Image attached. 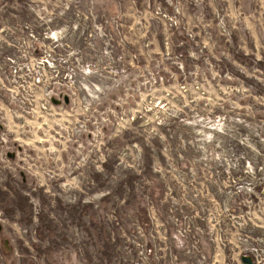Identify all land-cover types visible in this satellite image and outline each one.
I'll return each instance as SVG.
<instances>
[{"label":"rangeland","instance_id":"rangeland-1","mask_svg":"<svg viewBox=\"0 0 264 264\" xmlns=\"http://www.w3.org/2000/svg\"><path fill=\"white\" fill-rule=\"evenodd\" d=\"M18 47L0 264H264V0H0Z\"/></svg>","mask_w":264,"mask_h":264},{"label":"built area","instance_id":"built-area-1","mask_svg":"<svg viewBox=\"0 0 264 264\" xmlns=\"http://www.w3.org/2000/svg\"><path fill=\"white\" fill-rule=\"evenodd\" d=\"M30 36L37 38L33 32ZM28 39L30 40L29 37H28ZM20 41H22V43L19 46L26 45V43H25L26 40L24 37L20 38ZM44 51L46 52V48L44 49ZM27 54L29 55L28 50H25V48L18 47L17 51L16 50L14 51V54L7 56L6 58H4V60H2L0 62V69L2 70V73H4L6 71V66H8V69H9L8 78L11 81L10 85L14 86L12 89V88L7 87L6 85L3 86L2 84H0V89H2V90L5 89V90H7V92H9V93L11 92L13 95V93L17 90L16 87L19 86V84H20V80L22 79L23 81H25V79L22 78V77H24V75H22V74L18 75V71L24 70V68L26 67V70L28 71L29 74L33 73L30 66L25 65V64H27V61H26ZM22 56H24V58L21 60ZM28 77H29V75H28ZM2 81H3V79H2ZM22 86H23V84L21 83V87ZM16 94L18 95L17 91H16ZM51 97H52V95H51ZM32 98H35V94H32Z\"/></svg>","mask_w":264,"mask_h":264},{"label":"water","instance_id":"water-1","mask_svg":"<svg viewBox=\"0 0 264 264\" xmlns=\"http://www.w3.org/2000/svg\"><path fill=\"white\" fill-rule=\"evenodd\" d=\"M53 101L56 104H59V103L62 102L60 99H56V98H54ZM64 101H65V103H69L70 99H69V97L67 95L64 96ZM243 260H244L245 263H252V260L249 257L244 256L243 257Z\"/></svg>","mask_w":264,"mask_h":264}]
</instances>
